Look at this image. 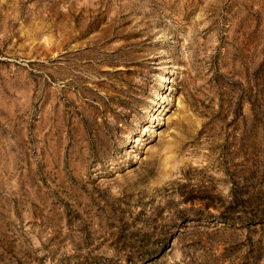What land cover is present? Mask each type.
I'll return each mask as SVG.
<instances>
[{"label": "rangeland", "instance_id": "rangeland-1", "mask_svg": "<svg viewBox=\"0 0 264 264\" xmlns=\"http://www.w3.org/2000/svg\"><path fill=\"white\" fill-rule=\"evenodd\" d=\"M0 264H264V0H0Z\"/></svg>", "mask_w": 264, "mask_h": 264}]
</instances>
